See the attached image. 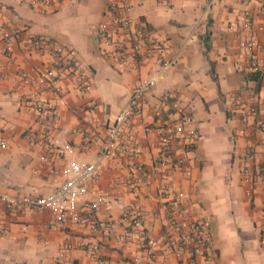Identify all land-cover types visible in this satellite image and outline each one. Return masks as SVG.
Here are the masks:
<instances>
[{
  "label": "crops",
  "instance_id": "crops-1",
  "mask_svg": "<svg viewBox=\"0 0 264 264\" xmlns=\"http://www.w3.org/2000/svg\"><path fill=\"white\" fill-rule=\"evenodd\" d=\"M263 4L264 0H133V23L145 24L162 49H153L146 40L139 53L120 65L104 57L97 39L105 0H59L47 7L32 5L30 0H0V71L12 74L31 65L41 73L59 69L51 50L31 45L29 39L37 35L63 47L88 72L91 83V89L84 91L75 75L60 67L64 73L61 92L41 93V98L56 104L53 124L25 104L27 93L36 88L35 74L26 84L9 79L0 83V141L5 142L0 146V192L47 196L62 182L63 176L54 171L67 160L94 161L106 141L107 124L137 82L154 75L161 59L173 60L126 126L134 136L133 145L142 152L128 155L119 150L114 158L104 160L97 181L87 184L79 202L86 212L96 189L111 191V206L93 211L98 223H106V232L69 221L52 227L48 210H18L0 203V226L8 230L0 233V264H96L80 246L85 240L97 242L101 257L119 264H189L186 254L178 255L164 245L169 229L165 203L158 197L164 184L172 190L185 189L189 215L207 227L215 259L207 262L199 252L198 264H264V183L239 170L248 139L255 142V160L264 161V132L255 125L264 118V70L251 73L240 49V43L251 36L264 43V33L242 28L244 21L253 27L264 25ZM80 14L88 15L96 44L84 34L87 30H70ZM5 29L15 36L9 54L2 52ZM114 38L116 49L129 48L122 33ZM169 95L188 110L196 131L189 144L175 151L185 158L189 176L181 169L155 166L159 128L166 120L164 98L172 108ZM237 101L258 109L246 125L245 136L239 133ZM45 129L52 138L69 142L72 150L59 154L56 147L42 146ZM85 143L88 148L83 147ZM133 176L144 177L142 197L127 186ZM128 204L140 213L131 228L148 226L155 239L152 247L135 238L119 239L120 218ZM66 244L72 248L62 256L59 253ZM151 251L153 261L147 258ZM136 255L142 256L140 262L134 261Z\"/></svg>",
  "mask_w": 264,
  "mask_h": 264
},
{
  "label": "built area",
  "instance_id": "built-area-1",
  "mask_svg": "<svg viewBox=\"0 0 264 264\" xmlns=\"http://www.w3.org/2000/svg\"><path fill=\"white\" fill-rule=\"evenodd\" d=\"M59 0H30L32 5H41L47 7ZM133 0H105V17L99 23L97 30V39L102 48L103 55L108 61H115L118 64H124L128 56L134 57L143 45L144 41L152 42L155 50L162 49V43L157 41L152 31L147 29L145 24L135 25L130 17L131 5ZM264 13V4L262 5ZM234 29V25L229 26ZM244 30H255L264 33V25L255 27L248 21L242 23ZM122 33L128 39V49H116L115 34ZM2 52L9 54L12 52L15 36L13 31L5 29L3 33ZM31 45L37 48L49 49L53 52L57 60L59 69H47L43 73L31 65L21 68L18 72L5 74L0 71V83L5 79L13 83L26 84L32 74H35L36 88L27 93L25 104L43 117L48 123H56L57 107L53 101L41 98L42 91H48L53 94L61 92V81L64 79V73L60 70L61 66H66L68 70L75 75L81 82L82 89L89 91L91 83L88 72L82 65L73 59L65 49L49 38L34 35L29 39ZM240 49L246 54V66L253 74H258L264 70V43H260L255 36L249 37L240 43ZM135 66V63H132ZM173 66V60L161 59L156 73L150 77L140 79L135 85L131 95L117 113L111 123L107 124L106 141L94 161H80L76 159L67 160L60 170H55L54 174L63 176L62 182L58 187L47 196L21 195L9 192H0V203L10 206L14 209H45L51 215L50 225L57 226L63 222H73L81 226H87L91 231L106 232V223H98L95 220L93 211L100 206L110 207L113 202L112 193L107 189H96L94 198L88 205V210L83 212L79 206L80 200L87 193V184L95 183L98 179L99 170L104 160L112 159L121 150L128 155H138L142 152L141 148L133 145V134L126 131L132 115L136 113L145 95L155 85L156 78L163 75ZM172 99V108L163 102L166 111V120L164 125L159 128L158 147L159 155L155 162L158 169H181L185 176L191 174L190 167L186 164L184 157L175 155L176 149L189 144L196 136L195 128L188 110H186L181 101L172 95L167 99ZM235 111L240 113L241 128L240 135L245 136L246 125L253 118L258 109L255 105H247L240 102L234 103ZM99 122V119L95 120ZM256 129L264 132V118L256 122ZM41 144L46 147H56L59 154L70 152L72 145L67 141H60L50 136L48 130H44L41 135ZM5 142L0 141V146ZM88 148V144L83 145ZM255 142L251 139L246 141V147L242 153L243 164L240 172L246 176L258 179L264 183V161L257 162L254 158ZM144 177H132L127 181V186L137 197L143 196ZM158 197L165 203L166 211L164 214L165 221L168 225L169 233L165 237L164 245L175 251L178 255L186 254L189 258V264H198L197 256L202 252L207 262H213L214 253L210 250V235L206 225L201 219H194L189 215L190 200L187 191L183 188L173 189L167 184L160 187ZM140 217V213L134 204H128L124 207L120 222L122 229L119 239L126 241L135 238L145 243L147 247L155 244V239L150 234L148 226L133 230L130 223ZM8 230L5 226H0V233L6 234ZM88 252L89 259L96 264H119L109 261L100 255V245L95 241L85 240L80 245ZM72 248L71 244H66L60 255L64 251ZM147 258L150 261L155 259L151 251ZM142 260L141 255L134 257L135 262Z\"/></svg>",
  "mask_w": 264,
  "mask_h": 264
},
{
  "label": "rangeland",
  "instance_id": "rangeland-1",
  "mask_svg": "<svg viewBox=\"0 0 264 264\" xmlns=\"http://www.w3.org/2000/svg\"><path fill=\"white\" fill-rule=\"evenodd\" d=\"M72 28L76 32H85L84 30H87V32H85L84 34H86L88 36V38H90L92 40L93 43L94 42H95V44L97 43L94 36L92 35V31L94 29H93L92 23L88 21V15L87 14H80L79 17L74 20V23H73L70 30H72ZM61 42H64V41L61 40Z\"/></svg>",
  "mask_w": 264,
  "mask_h": 264
}]
</instances>
